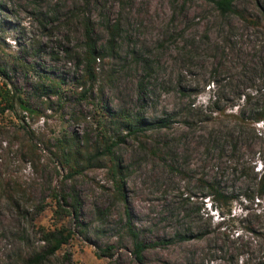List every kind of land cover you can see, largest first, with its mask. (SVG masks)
Instances as JSON below:
<instances>
[{"label": "rangeland", "instance_id": "374dc122", "mask_svg": "<svg viewBox=\"0 0 264 264\" xmlns=\"http://www.w3.org/2000/svg\"><path fill=\"white\" fill-rule=\"evenodd\" d=\"M216 1L0 0V84L26 103L0 114V264H28L61 228L72 240L41 264H139L129 218L151 245L141 264L264 263V201L246 198L264 172V0L225 15ZM87 18L103 58L84 87ZM64 137L117 142L113 161L67 178ZM211 183L233 200L211 207Z\"/></svg>", "mask_w": 264, "mask_h": 264}, {"label": "trees", "instance_id": "16d2710c", "mask_svg": "<svg viewBox=\"0 0 264 264\" xmlns=\"http://www.w3.org/2000/svg\"><path fill=\"white\" fill-rule=\"evenodd\" d=\"M216 5L218 9L221 11L223 15L232 13L233 9V0H217ZM95 29L92 26V22L90 19H85V47L83 49V53L77 55L79 66H83V73L78 81V85L86 87L90 82H94L96 80V70H97V61L103 58V55L99 51V48L95 42ZM0 77L7 78L8 74L6 73V69L0 67ZM8 84H0V114H5L8 110H14L15 100H20L23 104H26L20 96H16L9 88ZM44 93L48 94V89H44ZM113 118V124L116 129H124L129 132V134H136L140 132V129L143 126V120L132 121L128 118H122V116L117 114H111ZM257 122H264V114L257 118ZM106 126V125H105ZM104 126V128H106ZM106 135L104 136V138ZM108 139V138H107ZM89 145V141L81 142L75 137H64L57 139L56 145V157L60 159L61 166L68 170L67 178H75V176L82 174L85 170L91 168L93 162H98L102 159V156L108 154L111 161H113L112 156L114 155V148L117 146V142L109 143L105 141L104 149L99 150L95 148V152L93 149L84 150V146ZM264 160V159H263ZM113 178L115 179L118 194L124 199V185H123V177L121 167L119 164L114 163L112 169ZM257 184L256 189L252 195L247 194L246 198L256 200L259 203L264 201V172L257 175ZM209 187V200H212L211 207H216L218 202H231L233 199L228 198L225 193L221 190L218 184L211 183L208 185ZM72 198V210L69 212L71 216H73L76 220L79 218L78 208L79 198L77 197V193L75 188L72 190L71 195H62L61 200L68 204V199ZM61 201L58 202L60 204ZM61 205V204H60ZM62 209V206H60ZM64 210V209H63ZM128 233L132 238L134 250L133 254L136 261L141 264L144 261V253L147 249L151 247L144 243L140 239L139 233L132 226L131 218L128 219L127 225ZM74 236V233L70 229L61 228L56 229L55 231H50L45 233L43 239L48 244V248L44 254L37 255L34 259H32L28 264H41L47 257L55 255L58 251L62 249V247L68 244ZM187 238V237H183ZM264 264V263H259Z\"/></svg>", "mask_w": 264, "mask_h": 264}]
</instances>
